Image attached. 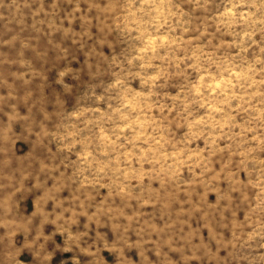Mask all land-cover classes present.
Instances as JSON below:
<instances>
[{"label": "clouds", "instance_id": "obj_1", "mask_svg": "<svg viewBox=\"0 0 264 264\" xmlns=\"http://www.w3.org/2000/svg\"><path fill=\"white\" fill-rule=\"evenodd\" d=\"M0 264H264V0H0Z\"/></svg>", "mask_w": 264, "mask_h": 264}]
</instances>
